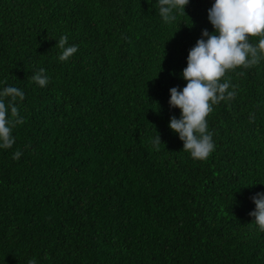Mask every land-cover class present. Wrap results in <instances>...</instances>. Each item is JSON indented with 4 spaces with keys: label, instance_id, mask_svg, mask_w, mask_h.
<instances>
[{
    "label": "trees",
    "instance_id": "trees-1",
    "mask_svg": "<svg viewBox=\"0 0 264 264\" xmlns=\"http://www.w3.org/2000/svg\"><path fill=\"white\" fill-rule=\"evenodd\" d=\"M213 2L165 23L157 0H0V88L25 92L0 149V264H264L249 214L264 192V55L227 72L237 94L207 117L209 158L169 127ZM61 36L79 46L64 62Z\"/></svg>",
    "mask_w": 264,
    "mask_h": 264
},
{
    "label": "clouds",
    "instance_id": "clouds-1",
    "mask_svg": "<svg viewBox=\"0 0 264 264\" xmlns=\"http://www.w3.org/2000/svg\"><path fill=\"white\" fill-rule=\"evenodd\" d=\"M190 0H157L159 14L163 22L172 23L176 14L184 10ZM208 19L214 27L209 32L202 30L201 37L189 50L187 66L182 70V78L187 81L181 88H170L169 105L179 108L180 115H173L169 127L178 133L183 141V150L195 160H206L215 151L216 143L209 130L207 117L214 105L236 96V88L226 74L238 66L245 68L256 64L264 55V0H214L208 9ZM259 36L256 44L251 38ZM61 62L68 61L78 52L79 46L68 44L67 36L57 39ZM223 78V79H222ZM32 80L40 87L50 81L44 68L32 75ZM231 89V90H230ZM23 101L25 92L16 86L0 88V149L12 148L16 143L14 128L23 123L19 116L16 100ZM254 118V116H253ZM152 147L159 151L162 143L160 134L150 140ZM21 151L13 153L19 159ZM255 209L249 214L260 232H264V192L252 196ZM28 264H37L35 259Z\"/></svg>",
    "mask_w": 264,
    "mask_h": 264
}]
</instances>
